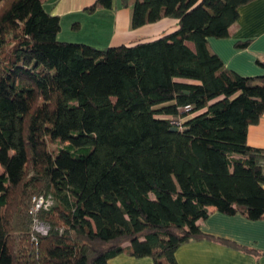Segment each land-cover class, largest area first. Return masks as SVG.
I'll use <instances>...</instances> for the list:
<instances>
[{"label":"trees","instance_id":"trees-1","mask_svg":"<svg viewBox=\"0 0 264 264\" xmlns=\"http://www.w3.org/2000/svg\"><path fill=\"white\" fill-rule=\"evenodd\" d=\"M251 1L119 0L133 28L179 26L98 48L58 40L44 0H0V264H107L121 253L177 264L176 249L202 239L253 251L198 225L211 206L264 218V148L246 141L264 113V73L240 75L208 47ZM178 115L185 129L172 131ZM34 196L52 203L32 213Z\"/></svg>","mask_w":264,"mask_h":264},{"label":"crops","instance_id":"crops-1","mask_svg":"<svg viewBox=\"0 0 264 264\" xmlns=\"http://www.w3.org/2000/svg\"><path fill=\"white\" fill-rule=\"evenodd\" d=\"M95 0H44V7L60 17L58 40L75 41L98 48L151 40L175 30L178 19L165 17L154 23L133 28L131 8L113 0L111 8H86ZM225 38H208L209 49L216 53L224 66L243 76H258L264 69L256 58L264 53V0H253L239 8V17L229 27ZM63 36V37H62ZM249 40L245 48L235 46ZM186 44L194 49V44ZM247 144L264 148V113L247 129ZM202 232L246 246L244 251L214 240H192L180 245L175 253L177 264H264V218L250 220L242 214H224L209 207L207 217L198 220ZM107 264H152L150 257L136 258L124 253L108 260Z\"/></svg>","mask_w":264,"mask_h":264},{"label":"built area","instance_id":"built-area-1","mask_svg":"<svg viewBox=\"0 0 264 264\" xmlns=\"http://www.w3.org/2000/svg\"><path fill=\"white\" fill-rule=\"evenodd\" d=\"M187 109V107H179L178 110L179 112H183ZM184 117L181 115L175 116V117H170L169 118V123L171 124L172 127H176L177 130L182 131L185 129L183 125ZM48 199V198H46ZM34 201V206L31 208V212H35L39 207H47V200L44 199L43 196H34L33 197Z\"/></svg>","mask_w":264,"mask_h":264},{"label":"rangeland","instance_id":"rangeland-1","mask_svg":"<svg viewBox=\"0 0 264 264\" xmlns=\"http://www.w3.org/2000/svg\"><path fill=\"white\" fill-rule=\"evenodd\" d=\"M63 37V36H62ZM60 41H65V40H61V39H59ZM67 42H75V41H67ZM78 43V42H77ZM106 47H109V46H106ZM59 145H61V144H59V143H53V144H51V147L50 148H52V149H56ZM4 171V169H3V167H1L0 166V173H2ZM48 199H46V198H44L45 200H47L46 202H47V205H50L51 203H52V200H51V198L50 197H47ZM32 201H33V198H32ZM34 206V205H33ZM32 206V207H33ZM30 212H31V210H30ZM33 213V212H32ZM48 228H49V226L47 225V224H45V223H42V222H38V221H34V224H33V229H35V230H37V231H39L40 233H46V231L48 230Z\"/></svg>","mask_w":264,"mask_h":264},{"label":"water","instance_id":"water-1","mask_svg":"<svg viewBox=\"0 0 264 264\" xmlns=\"http://www.w3.org/2000/svg\"><path fill=\"white\" fill-rule=\"evenodd\" d=\"M172 131H177L176 127H171L170 128Z\"/></svg>","mask_w":264,"mask_h":264}]
</instances>
